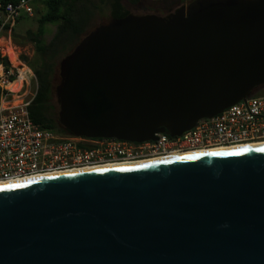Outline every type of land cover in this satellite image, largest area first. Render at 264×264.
Returning <instances> with one entry per match:
<instances>
[{
	"label": "water",
	"instance_id": "1",
	"mask_svg": "<svg viewBox=\"0 0 264 264\" xmlns=\"http://www.w3.org/2000/svg\"><path fill=\"white\" fill-rule=\"evenodd\" d=\"M74 136H179L264 87V0L128 15L59 63ZM0 264H264V146L0 187Z\"/></svg>",
	"mask_w": 264,
	"mask_h": 264
},
{
	"label": "built area",
	"instance_id": "2",
	"mask_svg": "<svg viewBox=\"0 0 264 264\" xmlns=\"http://www.w3.org/2000/svg\"><path fill=\"white\" fill-rule=\"evenodd\" d=\"M31 3L32 0H0V32L12 30L23 15L32 16ZM4 60L6 55L0 52V184L55 172L133 164L191 151L264 142V93L250 95L211 118L198 120L179 136L157 132L153 140L142 142L88 138L42 128L32 122L28 112L38 88L31 68L15 67ZM31 79L36 82L33 90ZM12 84L17 86L15 91ZM14 101H18L15 106Z\"/></svg>",
	"mask_w": 264,
	"mask_h": 264
},
{
	"label": "trees",
	"instance_id": "3",
	"mask_svg": "<svg viewBox=\"0 0 264 264\" xmlns=\"http://www.w3.org/2000/svg\"><path fill=\"white\" fill-rule=\"evenodd\" d=\"M3 3H16L19 0H1ZM35 0H32V2ZM144 0H45L46 10L38 19L35 32L27 31L26 40L34 46L32 60H26L37 81V92L28 107L30 119L42 128L53 129L69 135L52 114L51 78L59 59L67 56L86 35L88 26L100 5L110 8L111 20H120L130 15L124 3L138 5ZM179 0L167 1L172 4ZM163 9V8H162ZM55 25L56 30L51 40L45 43L46 25ZM7 64V60H4Z\"/></svg>",
	"mask_w": 264,
	"mask_h": 264
},
{
	"label": "rangeland",
	"instance_id": "4",
	"mask_svg": "<svg viewBox=\"0 0 264 264\" xmlns=\"http://www.w3.org/2000/svg\"><path fill=\"white\" fill-rule=\"evenodd\" d=\"M167 1L170 0H144L138 5H130L129 3H124L125 9L130 13V15L141 16L147 14H155L160 17H168L171 14H174L177 10L180 9V6H175V2L172 4H167ZM174 4V5H173ZM32 5V16H23L18 20L15 27L12 30H3L0 32V52L1 54H6L8 62L15 67H20L21 65H26L27 60H32L34 56V46L25 41L26 32L32 31L35 32L38 28V19L45 12L46 4L45 0H35L31 3ZM163 8V9H162ZM111 21L110 17V8L107 5H100L99 11L92 18L87 33L93 31L97 27L108 24ZM45 35L43 37L45 43L49 42L52 36L55 33V25H46L45 26ZM8 50H11L12 54L17 57L16 64H12L9 61ZM63 58L59 59L54 68V73L51 78V83L53 86L52 89V98H51V107L52 114L57 117L58 114V102L56 98L55 88L59 84V63ZM28 67V66H27ZM35 76V75H34ZM32 78V77H31ZM31 88H35L36 82L34 79H31ZM264 93V87L255 89L251 95L257 96ZM17 100V99H16ZM18 101H14L13 105H17ZM58 118V117H57Z\"/></svg>",
	"mask_w": 264,
	"mask_h": 264
},
{
	"label": "bare ground",
	"instance_id": "5",
	"mask_svg": "<svg viewBox=\"0 0 264 264\" xmlns=\"http://www.w3.org/2000/svg\"><path fill=\"white\" fill-rule=\"evenodd\" d=\"M6 53L8 54L9 61L13 65L16 64V58H15V55H13L14 53L12 54L11 50H8ZM11 89L13 91H15L17 89L16 84H12L11 85ZM261 146H264V142L255 143V144H251V145H244V146L223 147V148H217V149H212V150H209V149L206 150L205 149V150H200V151H195V152L191 151V152H187V153H184V154H178V155H173V156L154 158V159L146 160V161L139 162V163H133V164H119V163H117V164H106V165H102V166L88 167V168H83V169H79V170H69V171L55 172V173H49V174H44V175H40V176H35V177H32V178L19 180V181L14 182V183L0 184V187L1 186L12 185V184H17V183H22V182H31V181L41 180V179H45V178L62 176V175H67V174L79 173V172H87V171H92V170H100V169L116 168V167H125V166L139 165V164H147V163H151V162H159V161H164V160H171V159L182 158V157H186V156H194V155H199V154H207V153L229 151V150H239V149L254 148V147H261Z\"/></svg>",
	"mask_w": 264,
	"mask_h": 264
},
{
	"label": "flooded vegetation",
	"instance_id": "6",
	"mask_svg": "<svg viewBox=\"0 0 264 264\" xmlns=\"http://www.w3.org/2000/svg\"><path fill=\"white\" fill-rule=\"evenodd\" d=\"M195 0H179L175 2V6H180L181 8H184L186 11L188 10L189 5ZM174 5V4H173Z\"/></svg>",
	"mask_w": 264,
	"mask_h": 264
}]
</instances>
